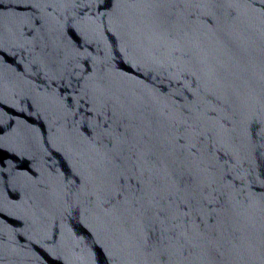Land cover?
Wrapping results in <instances>:
<instances>
[{"label":"water","instance_id":"obj_1","mask_svg":"<svg viewBox=\"0 0 264 264\" xmlns=\"http://www.w3.org/2000/svg\"><path fill=\"white\" fill-rule=\"evenodd\" d=\"M0 264H264V0H0Z\"/></svg>","mask_w":264,"mask_h":264}]
</instances>
